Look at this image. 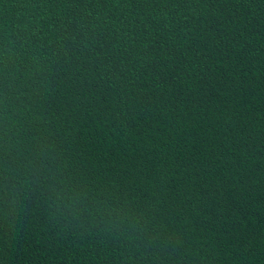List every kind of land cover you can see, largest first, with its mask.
I'll use <instances>...</instances> for the list:
<instances>
[{
  "label": "trees",
  "instance_id": "trees-1",
  "mask_svg": "<svg viewBox=\"0 0 264 264\" xmlns=\"http://www.w3.org/2000/svg\"><path fill=\"white\" fill-rule=\"evenodd\" d=\"M0 264H264V0H0Z\"/></svg>",
  "mask_w": 264,
  "mask_h": 264
}]
</instances>
